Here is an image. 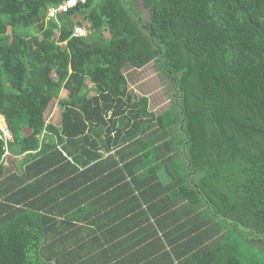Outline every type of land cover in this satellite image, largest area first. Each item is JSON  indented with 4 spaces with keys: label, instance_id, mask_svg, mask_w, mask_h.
<instances>
[{
    "label": "trees",
    "instance_id": "1",
    "mask_svg": "<svg viewBox=\"0 0 264 264\" xmlns=\"http://www.w3.org/2000/svg\"><path fill=\"white\" fill-rule=\"evenodd\" d=\"M62 1L0 0V264H264V0Z\"/></svg>",
    "mask_w": 264,
    "mask_h": 264
},
{
    "label": "rangeland",
    "instance_id": "2",
    "mask_svg": "<svg viewBox=\"0 0 264 264\" xmlns=\"http://www.w3.org/2000/svg\"><path fill=\"white\" fill-rule=\"evenodd\" d=\"M100 1V0H98ZM125 3L128 2V0H124ZM132 7L134 9H136L137 11H141L144 14V18L147 19L148 17V13L145 11L144 5L142 4V2H137L136 0H134V4L133 1L131 2ZM127 8L128 5H126ZM131 15H133L131 13ZM49 17L47 16L46 21L45 22H49ZM83 21L82 16H77V18L74 19V23L77 24V22ZM78 25H76L75 27H77ZM39 39H42V36L40 34ZM125 76L128 80V88L131 92H135L136 94H144V95H149V99H150V104L152 106L153 109H155V112L158 113V110H162L164 108H166L169 105V98H167L165 92H167L166 90L168 86H166L165 84L162 83L161 81V75L159 74V71L156 67V65L154 63H150L148 64L146 67H144L141 70H125ZM90 86V85H89ZM93 93H89V95H92ZM170 94V93H169ZM66 96V93L63 91L60 94V98H63ZM57 103V102H56ZM56 103H53L52 106L54 107V109L52 111L49 112V114L47 115V119L48 121L54 122V123H58L59 118H60V112L61 110L59 109V107L57 106ZM48 113V111L46 112ZM5 123L3 118H0V131L4 132V134L6 135L5 132V128H4ZM2 132V133H3ZM8 133V132H7ZM9 135V133H8ZM2 136V134H1ZM10 137V135H9Z\"/></svg>",
    "mask_w": 264,
    "mask_h": 264
},
{
    "label": "built area",
    "instance_id": "3",
    "mask_svg": "<svg viewBox=\"0 0 264 264\" xmlns=\"http://www.w3.org/2000/svg\"><path fill=\"white\" fill-rule=\"evenodd\" d=\"M86 2H87V0H65L64 2L59 4L57 7L48 8L47 15L49 17H56L58 15H62V14H65V13L69 12L70 9L74 8L78 4L86 3ZM86 32H87V30H86L85 27L78 26V27L74 28L73 35L76 36V37L84 36L86 34ZM4 128H5L6 135L4 134V132L2 130L3 136L6 139H10V137H9L10 134L8 135L9 132H8L6 126H4Z\"/></svg>",
    "mask_w": 264,
    "mask_h": 264
},
{
    "label": "clouds",
    "instance_id": "4",
    "mask_svg": "<svg viewBox=\"0 0 264 264\" xmlns=\"http://www.w3.org/2000/svg\"><path fill=\"white\" fill-rule=\"evenodd\" d=\"M64 1H65V0H64ZM64 1H62V2H64ZM87 1H88V0H87ZM62 2H61V3H62ZM61 3H59V4H61ZM86 3H87V2H86ZM59 4H58V5H59ZM81 4L83 5V4H85V3H80V4H78V5H81ZM78 5H77V6H78ZM77 6H75L74 8H76ZM48 8H51V7H48ZM48 8H47V10H48ZM74 8H72V9H74ZM72 9H70V10H72ZM65 14H66V13H65ZM62 15H63V14H62ZM47 16H48V15H47V11H46V18H47ZM58 16H59V15H58ZM48 17H49V16H48ZM51 18H57V16H56V17H49L48 19L50 20ZM78 26H79V25H78ZM78 26H77V27H78ZM82 27H84V26H82ZM74 28H75V27H74ZM73 33H74V29H73ZM9 134H10V133H9ZM2 135H3V133H2ZM3 137H4V136H3ZM10 137H11V136H10Z\"/></svg>",
    "mask_w": 264,
    "mask_h": 264
},
{
    "label": "crops",
    "instance_id": "5",
    "mask_svg": "<svg viewBox=\"0 0 264 264\" xmlns=\"http://www.w3.org/2000/svg\"><path fill=\"white\" fill-rule=\"evenodd\" d=\"M98 1V0H97Z\"/></svg>",
    "mask_w": 264,
    "mask_h": 264
}]
</instances>
